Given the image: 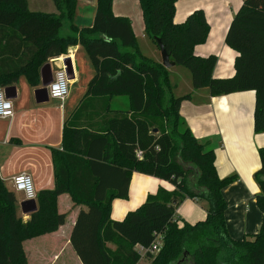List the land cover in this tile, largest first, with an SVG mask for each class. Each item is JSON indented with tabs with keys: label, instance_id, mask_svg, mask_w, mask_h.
Here are the masks:
<instances>
[{
	"label": "trees",
	"instance_id": "obj_1",
	"mask_svg": "<svg viewBox=\"0 0 264 264\" xmlns=\"http://www.w3.org/2000/svg\"><path fill=\"white\" fill-rule=\"evenodd\" d=\"M176 1L138 0L146 36L158 49L159 39L170 61L188 69L193 89L213 96L253 90V129L264 132V0H243L235 12L224 37L235 51L234 73L224 78L213 75L215 54L194 53L209 33L204 11L175 22ZM52 2L58 13L31 11L27 0H0V87L21 75L36 86L49 58L80 44L94 69L84 97L123 96L128 106L116 110L107 102L93 110L103 122L97 129L74 123L84 112L79 105L64 123L63 151L53 152L54 187L37 192V208L27 220L17 213L16 191L0 178V264H28L23 242L59 228L64 215L57 199L64 193L74 205L87 206L70 237L82 264H264V146L254 173L262 218L254 233L235 239L227 230L222 190L236 176L217 174L214 150L184 123L180 107L191 93H172L168 69L140 52L130 20L113 14L112 0H96L86 27L73 23L77 0ZM64 20L73 35L59 34ZM133 171L174 189L159 187L123 218L112 219V200L128 197ZM187 197L207 203L205 216L194 223L180 222L175 213Z\"/></svg>",
	"mask_w": 264,
	"mask_h": 264
},
{
	"label": "crops",
	"instance_id": "obj_2",
	"mask_svg": "<svg viewBox=\"0 0 264 264\" xmlns=\"http://www.w3.org/2000/svg\"><path fill=\"white\" fill-rule=\"evenodd\" d=\"M242 1L175 2V22H182L195 9L204 11L209 33L204 43L194 47V53L198 56L216 55L217 62L213 69L215 77H230L234 73L235 51L225 44L224 37ZM27 2L31 11L58 13L52 0ZM95 6L96 0H77L73 23L77 27L91 26ZM112 12L116 16L127 17L130 20L140 52L161 62L159 49L145 34L138 0H112ZM64 21L67 23L64 24ZM64 21L66 29L60 35H73L69 28L70 22ZM122 50L134 51L131 47H123ZM63 57L69 58L73 69V76L68 79L69 91L63 101L50 98L48 93L47 99L46 94L37 95L36 91L41 87L40 76L36 86L31 85L24 75L7 85L14 87L15 97L10 99L13 115L0 118V178L9 189L13 188L12 178L22 173L31 176L37 192L54 187L53 152L63 151L64 123L72 117L79 105L84 112L82 111L80 116L76 113L74 123L97 129L103 126V122L93 110H102L107 102L116 110L126 109L128 106L127 99L123 96H113L109 99L106 96L84 97L87 84L94 75V69L80 44L69 48L64 55L49 58L44 64L55 65V62ZM56 68H53V71ZM177 68L179 67L175 65L168 68L172 93L175 96L191 93V97L183 100L180 107L184 123L198 140L208 143L214 150L217 174L220 177L236 176V180L222 190L227 205L225 210L227 230L235 239L252 234L262 218L255 205L254 197L259 191V186L254 173L260 167L258 149L264 146V132H255L253 129L254 91L213 96L206 88L193 89L189 74L187 78L185 75L183 80L180 76H175L173 70L181 73L179 71L181 69ZM0 88L4 91V86ZM159 187L166 190L174 189V185L168 181L133 171L128 197L112 200L111 218H123L129 210L139 206L148 194L155 193ZM16 195L17 213L23 220H27L29 213H23L20 208L23 197L18 192ZM188 202L200 205L202 209L198 212L196 221L202 219L205 216V201L193 198H184L175 213L181 214ZM57 209L59 214L64 215V222L55 232L23 242L28 264H82L73 250L70 237L79 212L87 211V206L74 205L70 195L64 193L58 196ZM142 263L143 260L140 261V264Z\"/></svg>",
	"mask_w": 264,
	"mask_h": 264
},
{
	"label": "built area",
	"instance_id": "obj_3",
	"mask_svg": "<svg viewBox=\"0 0 264 264\" xmlns=\"http://www.w3.org/2000/svg\"><path fill=\"white\" fill-rule=\"evenodd\" d=\"M69 91V80L63 68H56L52 74V81L47 86L48 96L52 99L63 101ZM13 115V106L11 100L6 98L4 91L0 88V118H8ZM137 156H141V152L137 151ZM13 189L20 193L23 200L36 201L37 191L34 187L33 180L29 174L22 173L12 178ZM159 245L152 247V251H156Z\"/></svg>",
	"mask_w": 264,
	"mask_h": 264
},
{
	"label": "water",
	"instance_id": "obj_4",
	"mask_svg": "<svg viewBox=\"0 0 264 264\" xmlns=\"http://www.w3.org/2000/svg\"><path fill=\"white\" fill-rule=\"evenodd\" d=\"M157 43L159 46L161 64L167 69L171 68L172 66L175 65V63L173 61H170L169 54L166 52L164 46L161 44L159 39H157ZM55 65L57 68H63L64 69L68 79L72 78L73 69H72V65H71L69 58H67V57L61 58L55 62ZM52 74H53V69H52L51 64L46 63L40 68L41 87L36 91L37 95L42 94V93L46 94V99H47V86L52 81ZM4 94H5L6 98H8V99L15 97L14 87H12V86L4 87ZM37 100H38V98H37ZM20 208H21V211L25 214L34 212L37 208L36 201H34V200H23L20 203Z\"/></svg>",
	"mask_w": 264,
	"mask_h": 264
},
{
	"label": "rangeland",
	"instance_id": "obj_5",
	"mask_svg": "<svg viewBox=\"0 0 264 264\" xmlns=\"http://www.w3.org/2000/svg\"><path fill=\"white\" fill-rule=\"evenodd\" d=\"M65 23H67V21H64V24ZM65 29H66V25H63L62 26V28L60 29V31H59V34H62L63 33V31H65ZM147 40V39H146ZM148 54V53H147ZM175 67H179V68H177V69H181V70H179V71H181V73H178L177 72V70H173L174 71V73H175V76H180V78H181V80H183V78H184V76L186 75V78H187V74H189V71H188V69L187 68H185V67H183V66H177V65H175ZM53 68H56V65H52V69ZM177 72V73H176ZM183 72H184V75H183ZM177 74V75H176ZM190 75V74H189ZM173 76H174V74H173ZM208 147L209 148H212V147H210L209 145H208ZM204 205L207 207V203L205 202L204 203ZM201 207H200V205L198 206V205H196L195 203H191V202H188L185 206H184V208H183V211H182V213L181 214H176V216L177 217H179V220H180V222L182 221V219L184 220V218H185V221H188V222H191V223H194L196 220H197V218H196V216H197V214H198V212L199 211H201ZM181 217V218H180ZM143 263L145 264H148L149 262H148V260H143ZM142 263V264H143Z\"/></svg>",
	"mask_w": 264,
	"mask_h": 264
}]
</instances>
